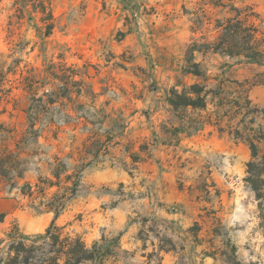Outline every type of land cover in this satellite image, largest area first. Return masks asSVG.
<instances>
[{
  "label": "rangeland",
  "instance_id": "1",
  "mask_svg": "<svg viewBox=\"0 0 264 264\" xmlns=\"http://www.w3.org/2000/svg\"><path fill=\"white\" fill-rule=\"evenodd\" d=\"M215 1L0 0V154L25 170L0 177V240L54 223L109 249L101 264H264V141L254 159L245 141L200 124L212 105L166 100L180 82L249 81L261 111L251 127L264 133V65L196 51L231 5L252 6L264 26V0ZM190 57L203 78L184 75ZM28 118L38 138L26 137ZM56 159L67 173L48 188ZM80 175L55 219L45 205ZM40 178L43 193H21Z\"/></svg>",
  "mask_w": 264,
  "mask_h": 264
},
{
  "label": "trees",
  "instance_id": "2",
  "mask_svg": "<svg viewBox=\"0 0 264 264\" xmlns=\"http://www.w3.org/2000/svg\"><path fill=\"white\" fill-rule=\"evenodd\" d=\"M216 6L225 7L220 0L215 1ZM230 16L216 20L215 29L217 37L208 44L201 45L196 51L201 54L211 52L230 58H242L248 63L264 65V26L260 15L256 13L252 6L238 8L230 6ZM51 19V15L48 16ZM51 24L48 25V31ZM188 67L183 69L184 75H191L198 79L203 78L199 69V64L192 58L186 60ZM264 76V75H263ZM263 85L264 81L257 83ZM181 92L173 86L167 97V103L174 110L192 108L193 110L205 111L208 105H212L213 111L206 116L200 124L214 128L218 133H227L234 135L235 139H240L248 143L252 158L257 157V144L264 141L262 128L254 130L251 126L255 122L256 116L261 112L250 100V90L255 84L249 81H237L221 79L217 82L215 89L207 90L205 85L192 84L183 85ZM210 98V100H208ZM244 114L235 126V120ZM253 116L247 126L239 129L247 116ZM197 131V130H196ZM38 130L28 118V128L26 137L32 136L38 138ZM25 137V136H24ZM56 166L50 170L52 180L46 181L48 188L58 187L62 175L67 173V167L64 163L56 159ZM249 163L248 166H252ZM16 174L17 180H23L25 170L23 163L18 156L12 154H0V177L10 179L11 173ZM78 182L71 183V187L60 196L55 195L45 208L53 211L54 218L57 219L65 209V203L76 194ZM68 180L70 176L66 177ZM42 179L32 186L24 183L20 189L23 195L31 197L34 189L43 193L39 187ZM15 188L14 183L11 185ZM5 215L0 214V224L4 222ZM264 221V217H263ZM4 245V250L0 254V264H101L109 255V249H104L98 243L88 247L82 238L78 235L70 234L64 231V228L52 223L43 233L36 235L23 234L18 226H14L6 233V239L0 240V246ZM235 264H239L235 262Z\"/></svg>",
  "mask_w": 264,
  "mask_h": 264
},
{
  "label": "crops",
  "instance_id": "3",
  "mask_svg": "<svg viewBox=\"0 0 264 264\" xmlns=\"http://www.w3.org/2000/svg\"><path fill=\"white\" fill-rule=\"evenodd\" d=\"M120 48V47H119ZM137 64H138V66H141V61H140V58H138L137 59ZM131 76L135 79V80H140V78H138L137 76H135V74L134 73H132L131 74ZM185 76H191V75H185ZM250 96V95H249ZM250 100H251V98H250ZM252 101V100H251ZM253 104V103H252ZM254 105V104H253ZM255 106V105H254ZM110 110V107H106V111H109Z\"/></svg>",
  "mask_w": 264,
  "mask_h": 264
}]
</instances>
